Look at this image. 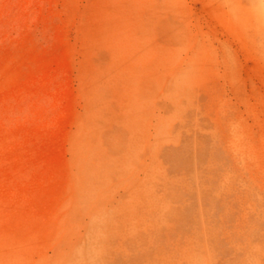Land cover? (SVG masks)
Segmentation results:
<instances>
[{
	"label": "rangeland",
	"instance_id": "374dc122",
	"mask_svg": "<svg viewBox=\"0 0 264 264\" xmlns=\"http://www.w3.org/2000/svg\"><path fill=\"white\" fill-rule=\"evenodd\" d=\"M0 264H264V0H0Z\"/></svg>",
	"mask_w": 264,
	"mask_h": 264
}]
</instances>
